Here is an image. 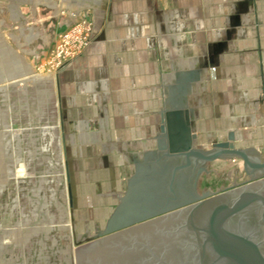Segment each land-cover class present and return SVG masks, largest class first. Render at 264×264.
I'll use <instances>...</instances> for the list:
<instances>
[{
    "label": "crops",
    "instance_id": "obj_1",
    "mask_svg": "<svg viewBox=\"0 0 264 264\" xmlns=\"http://www.w3.org/2000/svg\"><path fill=\"white\" fill-rule=\"evenodd\" d=\"M18 2L32 27L17 45L29 68L56 34L91 24L92 44L52 77L61 159L86 205L118 203L103 175L121 191L136 172L149 179L152 161L163 169L168 111L187 114L202 152L230 142L264 163V0Z\"/></svg>",
    "mask_w": 264,
    "mask_h": 264
},
{
    "label": "water",
    "instance_id": "obj_2",
    "mask_svg": "<svg viewBox=\"0 0 264 264\" xmlns=\"http://www.w3.org/2000/svg\"><path fill=\"white\" fill-rule=\"evenodd\" d=\"M165 113L166 176L132 175L98 240L71 248L52 74L36 76L0 35V264H264V179L154 219L126 211L138 187H169L198 160L239 157L264 177V163H249L230 142L195 148L187 114Z\"/></svg>",
    "mask_w": 264,
    "mask_h": 264
},
{
    "label": "rangeland",
    "instance_id": "obj_3",
    "mask_svg": "<svg viewBox=\"0 0 264 264\" xmlns=\"http://www.w3.org/2000/svg\"><path fill=\"white\" fill-rule=\"evenodd\" d=\"M18 1L19 0H0V35L4 43H6L12 51H14L16 54H21L17 49V45L24 43L21 33L26 36L28 30L32 27L27 26L26 23H24V20L21 17L22 13L20 14V12L25 8L24 5L20 4ZM9 2L12 3L10 4ZM15 14L18 15L15 16ZM78 25H80L82 28H80V32H75L78 33L75 36L80 38V48L77 51V54L73 57H67L61 61L56 60V64H52V61L50 62V60L52 58L54 49L60 43L59 37L63 35L64 32L70 31ZM90 25L91 24L87 21V19H81L78 21V23L73 24L70 28L64 30L62 33L56 34L54 43L48 49L45 59L38 62H31V72H35L36 76L38 77H46L50 74H52L53 78L56 77V75L61 71L66 63L79 58L82 52L92 44L93 37H91ZM34 27L37 28V25H34ZM74 46L75 45H71L68 47L74 49ZM239 160L240 159L229 160L224 158L207 162H201L198 160L191 166V169L188 168L185 169V171H180L182 176L179 173L176 175L175 179L171 181L165 180L164 184H169V187L163 184H152L156 183L157 179L152 183H147L150 186L156 187L154 191L150 188L147 190V187L140 188L137 186L138 193L134 197L130 198L128 204H126L125 207L126 211H136L138 213L150 211L154 214L158 213L151 218L154 219L161 217L164 214H168L177 211L178 209L200 202L208 197L209 194L215 196L224 193V191H231L232 189H237L240 186L264 179V177H262L261 170L254 169L251 171L248 166H246L244 163L241 164ZM61 163L67 210V224L69 225V241L71 243V248H76L85 245V243L98 240L94 238L92 239L91 237L95 236L101 230H104V228L108 225L105 220H109V217H111V215H113L115 212L118 203H120L122 199L125 198L126 193H128V182H124V186L122 187L121 191L117 188L115 191L110 190L109 181L107 182L106 180L108 177L107 175H103V187L107 188H104L103 193L108 195H114L116 193L119 194L118 200H116L118 203L114 205V198L108 200L106 199L107 196H105V204L103 206L99 204L100 202L98 203L96 201H91L88 205H86L85 201H80L83 200L82 195L73 193V188L70 184V178H68V168L65 166V163L62 161V159ZM154 164V161L150 163L149 172L154 174L156 177L161 173L166 176V171L163 170V172H161L162 170L160 165L155 166V168L153 166ZM159 168L160 171H157L156 169ZM163 168L165 167L163 166ZM196 170H200V172L196 173ZM128 175L129 174H127V176ZM92 179L94 178L92 177ZM150 190L154 192V194L152 193V196H148L147 194L148 191L149 193L151 192ZM144 193L146 195H144ZM91 194L94 195V192L89 193V195ZM119 198L121 199L119 200ZM161 212L162 214H160Z\"/></svg>",
    "mask_w": 264,
    "mask_h": 264
},
{
    "label": "built area",
    "instance_id": "obj_4",
    "mask_svg": "<svg viewBox=\"0 0 264 264\" xmlns=\"http://www.w3.org/2000/svg\"><path fill=\"white\" fill-rule=\"evenodd\" d=\"M80 28H82L80 25L77 27L71 29L70 31L64 32L63 35H61L60 43L59 45L54 49L52 58L50 62L52 61V64H56V60H64L67 57H73L77 54V51L80 48L79 39L78 36H75L80 32ZM74 41V42H72ZM83 44V43H82ZM75 45L74 49L69 48L68 46ZM82 46V45H81ZM49 63V61H48Z\"/></svg>",
    "mask_w": 264,
    "mask_h": 264
},
{
    "label": "flooded vegetation",
    "instance_id": "obj_5",
    "mask_svg": "<svg viewBox=\"0 0 264 264\" xmlns=\"http://www.w3.org/2000/svg\"><path fill=\"white\" fill-rule=\"evenodd\" d=\"M83 250V249H82Z\"/></svg>",
    "mask_w": 264,
    "mask_h": 264
}]
</instances>
